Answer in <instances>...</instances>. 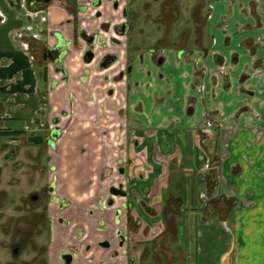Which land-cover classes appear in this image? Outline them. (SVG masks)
Segmentation results:
<instances>
[{"label":"crops","instance_id":"crops-1","mask_svg":"<svg viewBox=\"0 0 264 264\" xmlns=\"http://www.w3.org/2000/svg\"><path fill=\"white\" fill-rule=\"evenodd\" d=\"M90 3L0 0V158L10 148L18 149L10 158L24 153L30 133L58 128L51 180L60 201L99 212L105 196L110 233L128 200L137 218L145 206L168 207L181 216L192 264H264V54L253 48L264 9L254 0H214L202 56L185 61L168 51L160 70L147 58L132 80H105L112 69L85 63L83 48L72 46L78 21L91 31L104 20L92 19ZM59 41L60 60L43 55ZM9 139L23 143L12 148ZM63 180L70 200L58 194ZM121 182L128 196L110 206L109 186ZM100 220L86 218L92 235Z\"/></svg>","mask_w":264,"mask_h":264},{"label":"rangeland","instance_id":"rangeland-1","mask_svg":"<svg viewBox=\"0 0 264 264\" xmlns=\"http://www.w3.org/2000/svg\"><path fill=\"white\" fill-rule=\"evenodd\" d=\"M213 1H130L133 30H139L141 45L157 47L142 48V51L156 49L158 52H165L167 49L163 50L159 47L166 45L173 46L172 49L176 50L181 49L177 48L179 45L187 46L188 48L185 49L191 51L209 48L212 40L208 29V19ZM254 2L261 9H264V0H254ZM253 48L259 49L260 56L264 54V33L254 37ZM9 140L12 141L10 143L12 148L18 147V141ZM22 140L19 141V143H23H21L22 146L27 143L30 145V148L22 150L24 153L18 154L17 158H10L9 156L17 153L18 150L16 148L11 152L10 148L6 155L8 158H0V264H51L50 243L54 242L55 236L61 234L57 232L56 225V229L50 227V217H57V212L49 211V195L43 193L53 184L50 162L53 138L48 130L47 132L30 133L28 137H24ZM83 153L82 150L81 152L79 150V154ZM79 157L82 158V156ZM84 159H78L77 165L81 191L85 186L84 183H87L85 181ZM60 173L56 172L57 176ZM62 183L64 185L61 186L58 194L70 200L71 192L65 186L68 183L65 180ZM89 183L93 184L92 181ZM33 194H39V201L30 202ZM103 197L105 198V196ZM72 199L75 198L72 197ZM114 199L115 203L120 200L116 196ZM165 199H163L162 205H165ZM30 204L32 205L31 209H28L27 205ZM126 206L127 209L124 211L126 213L122 211L118 214L115 213V221L118 222V226H124L125 222L128 224L126 230L121 227L126 237V243L121 249L122 255L113 257L117 250L114 244L106 250H101L95 245L90 254H86V252L82 254L85 256L84 259H89L86 257L89 256L94 259V264H98L101 257L105 259L107 264H192L190 262L191 257H189V247L183 245L180 236L179 230L182 220L180 215H178V219L173 218L175 213L169 212L168 207H164L161 212H158L159 206L155 205L154 207L145 206L142 217L137 218L132 202L128 200ZM72 207L75 212H82L83 203ZM55 208L53 209L55 210ZM75 212L72 214L73 216L70 214L65 216V218H72V221H69L70 224L63 225L65 234L64 236L61 235L62 238H69L67 239L68 242H73L76 239V234L80 232L75 225ZM160 220L162 225H159ZM148 222L151 223V226L144 229ZM105 225L110 226L107 223ZM91 232L89 225H87L85 234L82 236L83 239H77L81 243H85ZM168 233L170 234L167 235ZM22 239H25L24 243H22ZM15 246H18L17 252L13 249ZM53 255H55L52 258V260L54 259L53 264H61L59 260H56L55 251Z\"/></svg>","mask_w":264,"mask_h":264},{"label":"flooded vegetation","instance_id":"flooded-vegetation-1","mask_svg":"<svg viewBox=\"0 0 264 264\" xmlns=\"http://www.w3.org/2000/svg\"><path fill=\"white\" fill-rule=\"evenodd\" d=\"M51 1V0H50ZM130 1L132 0H91L90 6L94 9L92 14V19H101L104 18L97 26L91 31L80 28L79 21L77 24V31L72 40V46L76 49L83 48V61L87 64L97 61L96 69L99 71H108L111 70V74H106L104 79L108 80L109 78L113 80H132L135 75V68L137 64H144L147 58L150 60L151 64L157 69L164 67L167 61V52L175 51L178 59H183L189 61L191 56L194 53L202 56V51L205 48H200L199 50H188L187 46H178L177 48L181 49H172L173 46H162L159 48L167 49V51L158 52L156 49H149L148 51H142V48H157V47H146L141 45V37L138 29L133 30L132 24V12L130 9ZM105 4L108 5L109 11L107 10ZM85 10L88 9L87 6L83 7ZM77 19H78V11ZM106 16V17H105ZM58 45V44H57ZM61 46V45H60ZM46 48L43 55L53 57L55 60H60L62 58V48ZM171 48V49H169ZM198 51V52H197ZM201 53V54H200ZM64 68V65L62 66ZM116 67V68H114ZM114 68V69H113ZM143 68V67H141ZM65 71V78L69 79L67 71ZM152 70L147 69L145 73L150 75ZM161 75V73H158ZM112 91V90H111ZM46 127V126H45ZM60 135L58 128L54 129L52 133L53 141L57 139ZM15 140V139H14ZM17 141V140H16ZM52 143V142H51ZM19 144V141H18ZM51 147L56 149L55 143L51 144ZM52 154L50 153V162L52 161ZM119 171H122V168H119ZM56 188L54 184L49 186V188L43 192L49 195V211L54 213L57 212V217H50V227L51 229L57 227V232L61 233L53 239L54 242L50 243V262L53 264L54 259L52 258L56 254V260H59L61 264H94V259L86 256L89 259H84L85 256L82 254H90L96 245L101 250L109 249L113 244L117 250L114 252L113 257L115 258L122 255V247L126 243V237L124 236V230L118 226L116 232L110 233L109 227L105 225L104 217L106 216V211L103 206V200L105 198H100V205L98 206L99 212L90 210L88 213L85 212H75V225L80 230L79 234H76V239L71 242L67 241L69 238H62L64 236L63 225L70 224L69 221H72V218H65V216L72 215L74 213L73 207L70 203H65L60 201V198L56 196ZM126 192V195L118 194V192ZM128 190L125 185L121 182L118 184H112L109 186L107 194H110L107 202L110 206L115 204L114 196L118 197H127ZM53 195V196H52ZM39 194L31 195L30 202L34 203L39 201ZM58 200L59 203L55 210L52 207V202ZM31 204L27 205L28 209H31ZM51 209V210H50ZM97 210V211H98ZM126 213V212H125ZM98 214L101 218L100 225L97 227V232L95 235H91L92 232L88 235V240L85 243H81L78 239L82 238L85 234L86 228V218L89 219L90 216ZM73 216V215H72ZM84 220V221H83ZM56 222V223H55ZM118 225V222L114 221ZM82 227L80 228V225ZM126 227L128 228L127 222H125ZM56 229V228H55ZM54 229V230H55ZM60 229V232H59ZM62 229V230H61ZM94 233V232H93ZM81 237H79V236ZM24 236V235H23ZM78 238V239H77ZM112 238V239H111ZM24 243L25 239H22ZM107 244V245H105ZM64 247V248H62ZM17 252L18 246L13 248ZM124 255V253H123ZM86 260V261H85ZM101 261V262H100ZM97 264V263H96ZM98 264H107L105 259L101 257L98 261Z\"/></svg>","mask_w":264,"mask_h":264},{"label":"water","instance_id":"water-1","mask_svg":"<svg viewBox=\"0 0 264 264\" xmlns=\"http://www.w3.org/2000/svg\"><path fill=\"white\" fill-rule=\"evenodd\" d=\"M46 1H50V0H46ZM57 46H60V41L58 42V45ZM118 194H121V195H126V192H118ZM105 245H107V244H105Z\"/></svg>","mask_w":264,"mask_h":264},{"label":"trees","instance_id":"trees-1","mask_svg":"<svg viewBox=\"0 0 264 264\" xmlns=\"http://www.w3.org/2000/svg\"><path fill=\"white\" fill-rule=\"evenodd\" d=\"M2 133H6V131L5 132H2ZM7 133H9V132H7Z\"/></svg>","mask_w":264,"mask_h":264}]
</instances>
